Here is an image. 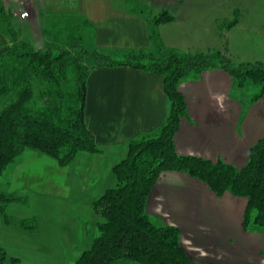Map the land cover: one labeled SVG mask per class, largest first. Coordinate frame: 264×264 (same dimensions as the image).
Segmentation results:
<instances>
[{
	"label": "trees",
	"instance_id": "obj_1",
	"mask_svg": "<svg viewBox=\"0 0 264 264\" xmlns=\"http://www.w3.org/2000/svg\"><path fill=\"white\" fill-rule=\"evenodd\" d=\"M145 1L127 0L136 6L130 13L146 15L153 50L105 53L86 45L92 24L80 18L44 22L40 32L47 39L42 47L35 46L14 28L13 11L0 0V178L28 150L62 166L78 153L102 152L85 122L87 83L96 69L130 67L160 76L171 102L167 122L157 135L130 142L127 158L113 167L119 184L95 201L102 218L99 236L76 264H192L180 229L158 225L147 211L157 182L170 171L203 181L219 197L246 199L245 230L264 234V137L240 168L221 159L180 155L175 147L176 132L187 114L182 80L197 79L203 71L219 67L241 84L249 79L261 85L264 95V63L235 64L221 53L191 55L163 49L157 26L174 16L167 9L151 17L145 13ZM20 200L0 192V208ZM0 264L19 263L9 260L0 247Z\"/></svg>",
	"mask_w": 264,
	"mask_h": 264
},
{
	"label": "crops",
	"instance_id": "obj_2",
	"mask_svg": "<svg viewBox=\"0 0 264 264\" xmlns=\"http://www.w3.org/2000/svg\"><path fill=\"white\" fill-rule=\"evenodd\" d=\"M114 1L80 0V17L92 24L90 48L106 53L152 51L146 15L132 14ZM34 10L37 22L41 15ZM192 25L187 13L160 23L163 49L189 50L190 42L179 38L182 29ZM233 85L231 75L217 68L180 82L187 103L175 135L180 155L221 159L239 168L247 164L251 148L264 137V97L244 103L233 97ZM170 109L160 76L118 67L96 69L88 79L85 122L102 151L97 155L100 161L110 159L113 167L127 158L123 156L130 142L157 135ZM246 206L244 198L219 197L203 181L170 171L157 182L147 211L159 224L180 229L192 264H264V234L245 230Z\"/></svg>",
	"mask_w": 264,
	"mask_h": 264
},
{
	"label": "rangeland",
	"instance_id": "obj_3",
	"mask_svg": "<svg viewBox=\"0 0 264 264\" xmlns=\"http://www.w3.org/2000/svg\"><path fill=\"white\" fill-rule=\"evenodd\" d=\"M4 2L13 11L14 28L37 47H42L47 38L40 30H33L35 25L37 29L49 20L82 19L80 0ZM179 2L182 4L176 5ZM113 3L129 11L136 7L127 0ZM145 4V13L151 17H159L168 9L174 17L187 13L191 18L193 27L182 29L179 38V42H190L189 50L181 54L221 53L235 64L264 63V0H147ZM33 10L41 15L37 22ZM24 13L28 17L22 19ZM89 39L88 34V47ZM232 79L233 97H240L244 103L264 97L260 95L261 85L249 79L242 84ZM127 152L128 148L123 157ZM98 154L78 153L62 166L45 154L28 150L9 165L0 178V192L21 198L0 208V247L9 260L19 264H76L81 254L92 248L102 221L95 201L119 184L112 171L113 161H100Z\"/></svg>",
	"mask_w": 264,
	"mask_h": 264
},
{
	"label": "built area",
	"instance_id": "obj_4",
	"mask_svg": "<svg viewBox=\"0 0 264 264\" xmlns=\"http://www.w3.org/2000/svg\"><path fill=\"white\" fill-rule=\"evenodd\" d=\"M26 17H28V14L27 13H24V14L21 15V18L22 19H25Z\"/></svg>",
	"mask_w": 264,
	"mask_h": 264
}]
</instances>
